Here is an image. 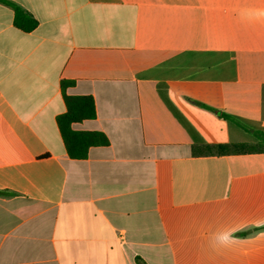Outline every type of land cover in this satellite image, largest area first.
Masks as SVG:
<instances>
[{"label": "crops", "instance_id": "0c3cea01", "mask_svg": "<svg viewBox=\"0 0 264 264\" xmlns=\"http://www.w3.org/2000/svg\"><path fill=\"white\" fill-rule=\"evenodd\" d=\"M7 1L0 264H264V0Z\"/></svg>", "mask_w": 264, "mask_h": 264}, {"label": "trees", "instance_id": "16d2710c", "mask_svg": "<svg viewBox=\"0 0 264 264\" xmlns=\"http://www.w3.org/2000/svg\"><path fill=\"white\" fill-rule=\"evenodd\" d=\"M0 3L9 5L13 8L14 24L17 28L23 31H30L35 27V20L18 6L7 0H0ZM62 85L64 86L66 83L63 82ZM63 99L66 110L57 117L56 122L68 156L73 159H83L86 157L90 147L107 145V137L100 132L75 131L71 128L73 123L95 117L93 98L90 96L64 95ZM9 194V192L0 191V195Z\"/></svg>", "mask_w": 264, "mask_h": 264}, {"label": "clouds", "instance_id": "9594fccd", "mask_svg": "<svg viewBox=\"0 0 264 264\" xmlns=\"http://www.w3.org/2000/svg\"><path fill=\"white\" fill-rule=\"evenodd\" d=\"M230 239V236L228 233H221L216 236V240L220 242L221 244H227Z\"/></svg>", "mask_w": 264, "mask_h": 264}]
</instances>
